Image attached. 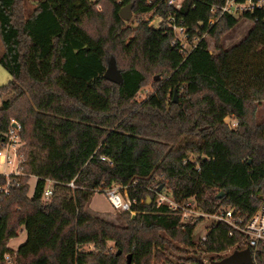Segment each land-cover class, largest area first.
Masks as SVG:
<instances>
[{
  "label": "trees",
  "instance_id": "16d2710c",
  "mask_svg": "<svg viewBox=\"0 0 264 264\" xmlns=\"http://www.w3.org/2000/svg\"><path fill=\"white\" fill-rule=\"evenodd\" d=\"M100 1L101 11L90 0H39L25 17L23 0H0V65L11 76L0 87V150L14 123L23 144V175L9 176L18 185L0 208V264L5 255L11 264H126L128 255L130 264H203L200 257L164 260L170 249L198 247L194 229L207 220L182 222L157 206L154 191L163 185L177 203L242 218L264 200V121H254L264 102V12L241 16L252 24L246 36L226 50L217 42L214 55L205 36L218 41L239 21L211 14L224 0H184L179 10L165 0ZM129 4L135 27L119 16ZM148 14L163 20L158 28L142 20ZM170 18L197 39L186 56L171 45ZM110 64L119 85L105 78ZM153 68L156 91L137 102ZM28 177L36 178L31 196ZM5 180L0 175V185ZM47 181L53 193L44 201ZM113 186L127 187L132 202L123 228L86 211L96 193ZM206 229L204 259L244 248V237L228 236L227 225L209 222ZM20 230L26 241L13 253L7 246ZM90 244L95 251H84ZM255 262L264 264V244Z\"/></svg>",
  "mask_w": 264,
  "mask_h": 264
},
{
  "label": "built area",
  "instance_id": "2783aa9c",
  "mask_svg": "<svg viewBox=\"0 0 264 264\" xmlns=\"http://www.w3.org/2000/svg\"><path fill=\"white\" fill-rule=\"evenodd\" d=\"M184 0H165L168 7L179 10L182 7V3ZM255 10H261L264 12V0H224L222 6L218 9L212 8L211 14L215 12L220 16L228 15L234 18H240L245 13H252ZM217 19H210L208 24L212 25L215 23ZM158 24L155 28H158L160 23L163 22L162 19L158 18ZM165 25L170 28L173 33V39L171 41V45H178L180 53L185 56L194 49L197 39L189 40L186 29L176 24L172 18L165 22ZM204 37V36H203ZM20 131V126L17 123H14V128L10 130L8 138L9 141L3 148L0 150V167H11V171L7 174L4 173L5 183L0 185V208L3 197L9 195L10 189L13 186H17L18 184L14 180H10L9 176L19 177L23 175L21 168V157L17 154L18 149L21 147V141L18 137V133ZM104 160V158H101ZM53 183L51 181H47L42 198L44 201L49 200L52 196ZM73 188L72 183L68 185ZM127 187H122L126 191ZM121 189V187H120ZM157 198L155 202L157 206L164 205L168 208L169 211L173 212L174 215L180 217L182 222L189 221L192 219L191 223H196L197 218H204L207 222L221 223L225 224L229 228L228 236H233L234 234H239L244 237V248L243 250H248L253 264H257L255 262V251L259 244H264V200L260 202L256 210L248 217L242 218L238 215H235L234 212L230 209H221L212 215H207L195 207V204L191 200L183 201L181 203H177L172 200L166 194L156 193ZM105 196L110 204V206L117 211L121 212H130L131 215L134 213L130 211V206L132 202L128 199V196L125 195L123 198L118 191L117 186H113L105 191ZM134 203V201H133ZM193 203V204H192ZM181 230V228H178ZM203 234L200 235L199 246L196 247V250L201 254L204 248V244L207 241L208 231L206 228L203 229ZM84 251L94 252L95 246L90 244L88 246L83 247ZM230 255L233 253L230 250L227 251ZM205 260H210L205 259ZM204 259L202 260L203 264H209ZM4 261L6 264H11L10 256L5 255Z\"/></svg>",
  "mask_w": 264,
  "mask_h": 264
},
{
  "label": "rangeland",
  "instance_id": "374dc122",
  "mask_svg": "<svg viewBox=\"0 0 264 264\" xmlns=\"http://www.w3.org/2000/svg\"><path fill=\"white\" fill-rule=\"evenodd\" d=\"M23 7H24V14L25 17L28 16V14H30L32 12V10L35 8L37 2L39 0H23ZM91 2H95L96 3V10L101 11V6H102V1L100 0H90ZM142 20L144 21H148L149 26H157L158 24V18H155L152 14H148L145 16L141 17ZM137 20L134 18V14L131 17V20L129 22H127V26H132L135 27V22ZM252 24L251 22H249L246 19H242L239 18L238 21V25L236 27H234L233 29H231L230 31H227L226 33H224L223 35H221L220 37H218V41H216V38H211L209 36H205V40L208 44V51L211 54H217V51L215 49V44L218 42L219 47L222 50H226L229 49L230 47L236 45L237 43H239L247 34V32L250 30ZM93 28V27H92ZM3 53V46L0 42V56ZM120 66L122 68L126 67L127 64V59L126 58H122L120 59ZM147 74L146 76V83L145 86L140 90V92L137 94L136 100L137 102H141L142 100L146 99L149 95L153 94L156 91V84L155 81L153 80L154 75L155 74H159L158 71L156 69H149L147 70V72L145 73ZM11 80V76L1 67L0 65V87L6 85L9 81ZM173 99V97H172ZM176 100L178 101V97L176 94ZM1 102L2 99L0 98V106H1ZM229 124H233L234 121L232 119H227L226 120ZM254 121L255 122H262L264 121V102H262L261 104L256 105V111L254 114ZM21 145H23L21 143ZM9 169V168H7ZM11 170V167H10ZM1 171V170H0ZM156 182H158V178L155 179ZM27 184L28 187L30 188L28 191L29 196H31L30 194L33 191L34 188V184H35V180L31 177H28L27 180ZM118 191L120 192L121 196L123 198H125V195L127 196V192L122 189H120V186H117ZM159 188H161L160 190H158ZM154 190V189H153ZM156 193H166L168 192L166 188H164L163 185H160L159 187L156 188V190L154 191ZM157 198V195L155 196V199ZM150 202V199L146 200V203L148 204ZM193 204V203H192ZM86 211L87 213L94 218H98L112 226L118 227V228H123L126 226V217L124 215V213H122L121 211H117L114 210L105 194H100V193H96L93 198L90 200V202L88 203V205L86 206ZM209 222L207 221H199L196 224V227L194 229V235H195V241L196 239H200V235L203 234V229L206 228V226L208 225ZM26 241V235L25 233L20 230L18 233V236L11 240L7 246L8 250H10L11 252H16L18 250V248L23 245ZM197 242V241H196ZM199 246V243H197ZM177 249L180 251L182 250L183 252L187 253H181V252H176L175 250H168L164 255L165 258L164 260H168L171 263H176V261H178L179 259L183 260L184 262H189L191 259L194 258H202V260L205 258L204 254L201 255V253L199 251L196 250V248L193 249H186V247L183 246H179L177 247ZM107 251L115 253L116 249L114 248V244L113 243H108V249ZM197 252V253H194ZM226 256L228 257L230 255V253L226 252ZM11 260V257H10ZM205 260V259H204ZM206 262H209L210 264V260H205ZM215 261V260H213ZM150 264H163V261H158L157 259L153 258L150 261Z\"/></svg>",
  "mask_w": 264,
  "mask_h": 264
},
{
  "label": "water",
  "instance_id": "95a60500",
  "mask_svg": "<svg viewBox=\"0 0 264 264\" xmlns=\"http://www.w3.org/2000/svg\"><path fill=\"white\" fill-rule=\"evenodd\" d=\"M132 9H133V4H129L126 7L122 8L119 16L122 21L124 22H129L132 17ZM105 78L108 82L113 83L115 85H119L122 82V77L118 69L114 64H110L105 72ZM173 103H177L176 100V92L174 93L173 96ZM159 188L158 190H160ZM222 193L218 195V198L222 197ZM120 254V251H117V255ZM130 259L131 256L128 255L126 257V264H130ZM210 264H253L251 255L248 250H243V251H235L228 257L219 260V261H213L210 260Z\"/></svg>",
  "mask_w": 264,
  "mask_h": 264
},
{
  "label": "crops",
  "instance_id": "0c3cea01",
  "mask_svg": "<svg viewBox=\"0 0 264 264\" xmlns=\"http://www.w3.org/2000/svg\"><path fill=\"white\" fill-rule=\"evenodd\" d=\"M7 168H9V169H7ZM0 174H2V175H4V173L5 174H7V173H9L11 170H10V167L9 166H6V167H0ZM31 178H33L34 180H35V184H36V178H34V177H31ZM35 184H34V188H35ZM34 188H33V191H32V193L30 194V195H32L33 194V192H34ZM30 189V188H29Z\"/></svg>",
  "mask_w": 264,
  "mask_h": 264
}]
</instances>
